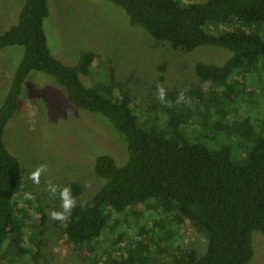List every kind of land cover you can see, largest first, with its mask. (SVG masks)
Returning a JSON list of instances; mask_svg holds the SVG:
<instances>
[{"label":"trees","instance_id":"trees-1","mask_svg":"<svg viewBox=\"0 0 264 264\" xmlns=\"http://www.w3.org/2000/svg\"><path fill=\"white\" fill-rule=\"evenodd\" d=\"M110 1L125 11L130 25L169 42L174 49L190 51L213 45L228 49L231 55L220 64L196 62L195 74L214 86L207 91L167 90L173 106L158 103L164 124L145 125L127 102L124 90L107 83L82 82L81 76L91 71L96 56L93 51H82L73 65L50 53L43 28L49 13L48 0H23L16 22L0 33V49L23 46L0 103V248L12 246L22 255L30 252L21 247L14 217L23 170L3 135L20 107L23 82L36 70L51 75L70 104L99 112L126 139L127 159L123 164L118 165L110 154L95 158L94 171L104 181L89 198L77 203L67 219L64 230L73 243L89 247L113 217L154 199L173 221L187 217L207 236L203 256L183 259L185 254L181 253L180 261L247 264L253 256L252 231L264 235V129L246 120L233 123L230 116L238 110L232 94L236 89H246L247 75L256 71L258 60L264 56V0L186 4L180 0ZM233 20L250 26V30L239 26L212 33L204 28L209 21ZM230 78L234 79L231 84ZM181 91L195 103L175 104ZM220 136L228 138L234 147L231 143H210L209 139ZM238 151L246 153L242 160ZM69 185L72 193L79 191L76 183ZM43 233L42 226L32 238L35 247L43 245ZM149 255V247L140 243L124 259L108 253L105 264L144 263Z\"/></svg>","mask_w":264,"mask_h":264},{"label":"rangeland","instance_id":"rangeland-1","mask_svg":"<svg viewBox=\"0 0 264 264\" xmlns=\"http://www.w3.org/2000/svg\"><path fill=\"white\" fill-rule=\"evenodd\" d=\"M22 3L0 0V33L16 22ZM48 7L43 28L50 53L73 65L82 51H93L96 56L91 71L81 76L82 82L107 83L124 90L127 102L145 125L161 126L165 122L156 98L157 84L166 90L207 91L214 85L195 74V63L220 64L231 55L228 49L213 45L190 51L174 49L169 42L130 25L125 11L110 0H48ZM239 26L250 30L236 20L209 21L204 28L219 33ZM22 54L23 46L17 44L0 49V103ZM233 81L229 79L230 84ZM245 81L246 89H236L232 94L238 110L230 121L246 120L264 129V56ZM117 95L121 98L122 93L118 91ZM20 97V107L8 121L3 140L23 170L14 217L21 247L30 252L22 255L12 246L0 248V264H105L108 253L124 259L140 243L149 247L148 259L126 264H185L180 261L181 253L185 254L183 259L206 253L203 229L187 217L173 221L154 199L113 217L89 247L73 243L64 230L67 220L59 222L49 217L50 211L60 210L61 201L59 193L55 197L49 194L46 181L60 187L76 183L79 191L72 195L77 203L86 200L104 181L94 171L95 158L110 154L118 165L123 164L127 159L126 139L99 112L70 104L63 88L47 73L32 70L22 84ZM209 140L212 144L231 143L222 136ZM237 153L241 160L246 155ZM40 164H46L48 171L35 185L29 174ZM28 192L35 199H26ZM42 226L44 242L35 247L32 238ZM252 247L253 256L247 264H264V235L259 230L252 231Z\"/></svg>","mask_w":264,"mask_h":264},{"label":"clouds","instance_id":"clouds-1","mask_svg":"<svg viewBox=\"0 0 264 264\" xmlns=\"http://www.w3.org/2000/svg\"><path fill=\"white\" fill-rule=\"evenodd\" d=\"M157 96L156 98L159 100V102L166 107L171 108L173 106V102L167 99V90L166 88L161 85L157 84ZM190 98L186 97L185 92L181 91L179 95L176 98L175 104H181V103H189ZM48 171V166L46 164H40L38 165L30 174L29 179L33 182L35 185H39L41 182V176L42 174L46 173ZM46 189L49 192V194L53 197L59 193V199L61 201L60 203V210H52L49 213V217L51 220L64 222L66 221L70 215L72 210L77 206V200L72 195V189L71 186H64L60 187L58 185L53 184L50 180L46 181ZM26 199L33 200L35 199V196L28 192L25 194ZM84 205L81 204V207Z\"/></svg>","mask_w":264,"mask_h":264}]
</instances>
